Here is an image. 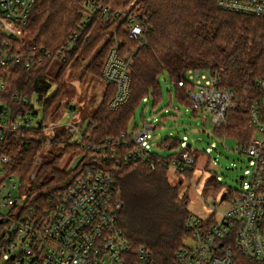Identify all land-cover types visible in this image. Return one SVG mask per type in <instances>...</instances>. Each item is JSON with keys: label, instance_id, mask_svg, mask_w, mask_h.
Listing matches in <instances>:
<instances>
[{"label": "trees", "instance_id": "16d2710c", "mask_svg": "<svg viewBox=\"0 0 264 264\" xmlns=\"http://www.w3.org/2000/svg\"><path fill=\"white\" fill-rule=\"evenodd\" d=\"M103 1L112 15L105 19L96 14L84 25L85 0H37L19 46L27 57L36 56L37 52L44 57L42 49L50 55L31 68L23 63L0 66V81L6 83L3 99L9 100L15 93L29 99H44V118L56 122L61 109L58 101L65 90L69 68L80 71L81 79L91 75L105 81L102 70L114 47H118L122 57H131L129 100L118 109H110L116 85L106 83L103 100L92 116L82 143L66 140L59 133L50 136L42 126L6 132L0 154L10 157L8 169L19 176L32 203H46L57 192L65 190L88 165L99 161L96 149L128 130L145 97L152 96L155 106L160 103L163 90L159 77L163 74L170 77L179 102L187 106L190 105L187 86L179 85L187 71L202 68L216 74L220 87L233 93L235 106L228 111L226 123L215 126L214 131L240 144L251 142L250 104L260 95L257 82L264 76V18L220 9L217 0ZM130 5L131 14L147 29L144 38L130 36L123 30V19L115 15ZM75 34L79 35L75 50L58 55ZM54 84H57L56 92L48 95ZM31 108L32 105H22L21 110ZM47 144L62 150L46 160L41 155ZM161 146L177 147L179 142L167 136ZM70 152L78 156L79 162L72 169H61L62 156ZM169 168L164 164L154 168L143 164L110 163L108 166L120 190V225L132 247H147L156 264H178L175 253L184 246L188 235L186 221L191 213L188 198L180 197L168 178ZM206 184L215 193L236 194L215 178ZM156 209L166 211L165 222L152 218ZM161 223L167 226L161 228ZM234 256L235 264H256L238 251Z\"/></svg>", "mask_w": 264, "mask_h": 264}, {"label": "built area", "instance_id": "2783aa9c", "mask_svg": "<svg viewBox=\"0 0 264 264\" xmlns=\"http://www.w3.org/2000/svg\"><path fill=\"white\" fill-rule=\"evenodd\" d=\"M36 1L0 0V66L23 63L31 68L50 55L42 49L44 57L38 52L27 57L19 46ZM131 5L115 15L123 19V30L130 36L144 38L147 29L131 14ZM217 5L233 13L264 18V0H217ZM96 14L108 19L112 11L103 0H85L84 25ZM78 38L75 34L58 55L74 51ZM130 65L131 57H122L117 46L110 51L102 70L106 83L116 85L110 109H118L130 98ZM5 84L0 81V144L8 131L41 126L48 131L57 126L44 118V99L15 93L4 100ZM179 85L187 86L188 106L193 112L208 113L214 126L226 123L228 111L235 106L234 95L220 87L216 74L209 69L191 68ZM257 85L260 95L250 104L253 136L249 145L239 144V151L254 163L251 179L242 178V190L227 195L229 205L223 210L220 205L225 200L220 202L219 197V201L212 198L208 202L209 217L190 213L186 228L192 244L177 250L178 264H235V251L256 264H264V76ZM22 105L32 108L22 111ZM157 123L144 120L121 137L101 144L95 153L99 161L88 165L65 190L46 203L30 201L29 191L23 189L19 176L8 169L10 157L0 154V264H156L147 247H132L120 225V190L108 166L143 164L154 168L164 164L180 173L192 170L197 149L190 143L171 156L155 154L147 147ZM85 133L79 132L75 142L82 143Z\"/></svg>", "mask_w": 264, "mask_h": 264}, {"label": "rangeland", "instance_id": "374dc122", "mask_svg": "<svg viewBox=\"0 0 264 264\" xmlns=\"http://www.w3.org/2000/svg\"><path fill=\"white\" fill-rule=\"evenodd\" d=\"M65 78V90L58 101L61 109L56 120L57 126L48 132L50 136L59 133L66 140L74 142L79 132H84L89 127L94 112L103 100L107 84L101 78L91 75L81 79V72L71 68L68 69ZM159 82L163 90L162 101L155 106L152 96L145 97L137 107L129 128H134L144 120L158 122V128L151 133L150 142L146 143L155 154L175 155L188 143L197 149L198 157L194 169L179 174L174 167H170L168 178L178 190V195L188 198L191 213L209 217L211 209L208 202L212 198L219 201L221 194L207 187V181L215 178L233 192H239L244 186V179L241 176L250 180L254 163L249 160L248 155L239 151L238 141L230 137L224 140L223 136L214 131L215 126L208 113L201 111L195 114L191 106L179 102L168 75H161ZM56 90L57 84L52 85L48 95H52ZM167 136L175 138L179 146L172 149L162 148V139ZM61 150L59 146L47 144L41 157L49 160L54 153L58 154ZM78 162V156L74 152L65 153L59 166L68 170L74 168ZM228 205L229 199L220 205V209L223 210ZM164 216H166L164 209H156V214H153L152 218L165 222ZM166 226V223L160 224L161 228ZM185 244H192L189 236L186 237Z\"/></svg>", "mask_w": 264, "mask_h": 264}, {"label": "water", "instance_id": "95a60500", "mask_svg": "<svg viewBox=\"0 0 264 264\" xmlns=\"http://www.w3.org/2000/svg\"><path fill=\"white\" fill-rule=\"evenodd\" d=\"M248 158H249V160H251V157H248ZM243 177L244 176H241V178H243ZM227 195H228V191L223 192L220 196V202L224 201L226 199ZM0 222H1V220H0Z\"/></svg>", "mask_w": 264, "mask_h": 264}]
</instances>
